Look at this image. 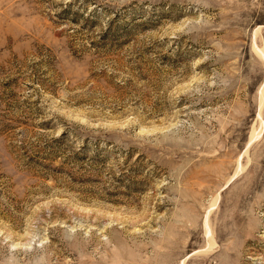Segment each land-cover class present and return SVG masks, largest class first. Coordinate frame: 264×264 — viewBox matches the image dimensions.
<instances>
[{"label":"rangeland","instance_id":"1","mask_svg":"<svg viewBox=\"0 0 264 264\" xmlns=\"http://www.w3.org/2000/svg\"><path fill=\"white\" fill-rule=\"evenodd\" d=\"M263 93L264 0H0V264H264Z\"/></svg>","mask_w":264,"mask_h":264},{"label":"bare ground","instance_id":"2","mask_svg":"<svg viewBox=\"0 0 264 264\" xmlns=\"http://www.w3.org/2000/svg\"><path fill=\"white\" fill-rule=\"evenodd\" d=\"M262 28H258L257 29V32H259L260 30H261ZM262 51V50H261ZM263 100H264V93H263V95H262V99H261V102H263ZM262 105V104H261ZM258 116H260V112L258 113ZM260 129V128H259ZM258 132V131H257ZM260 132V131H259ZM259 132H258V134H259ZM255 132L253 131L252 132V134H251V136H250V139H249V142H248V145H250L253 141H254V139H255ZM256 140V139H255ZM247 148V147H246ZM240 164V163H239ZM207 226V225H206ZM186 261V260H185Z\"/></svg>","mask_w":264,"mask_h":264}]
</instances>
